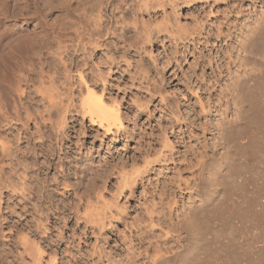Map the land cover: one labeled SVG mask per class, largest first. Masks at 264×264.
<instances>
[{
	"label": "rangeland",
	"instance_id": "obj_1",
	"mask_svg": "<svg viewBox=\"0 0 264 264\" xmlns=\"http://www.w3.org/2000/svg\"><path fill=\"white\" fill-rule=\"evenodd\" d=\"M77 1L5 0L25 15L0 20V49L37 40V74L66 93V64L75 80L82 69L119 103L122 126L105 133L73 106L59 137L42 123L39 78L23 85L39 116L0 115L16 159L0 182V264H154L172 252L162 264H264V0Z\"/></svg>",
	"mask_w": 264,
	"mask_h": 264
},
{
	"label": "bare ground",
	"instance_id": "obj_2",
	"mask_svg": "<svg viewBox=\"0 0 264 264\" xmlns=\"http://www.w3.org/2000/svg\"><path fill=\"white\" fill-rule=\"evenodd\" d=\"M0 1H2V3H3V5H2V3H0V5H1V7H0V20H3V19L11 20V19L17 18L20 15H25V11H24V8L25 7L23 9L21 8V9L18 10L16 8V5L14 7H10V6H7L8 4L6 5L4 3L5 0L4 1L3 0H0ZM69 1H71V0H69ZM98 1L99 0H97L95 2L98 3L99 6H100L101 4ZM83 3H84L83 0H78L77 1V4L79 6H81V5L83 6ZM94 7H96V5ZM70 8L68 10H70ZM100 18L101 17H99V19L98 18L97 19H94V23H95L96 27L100 23V20H101ZM99 26H101V25H99ZM86 33H85L84 30L77 29V42L78 43L76 45L79 46V44L85 40L84 38H85V34ZM99 33H100V31H99ZM93 34L95 35V31L92 34L89 33L88 34V37L89 36L92 37ZM90 37H89V39H91ZM95 37H93V38L95 39V42H97L98 38H95ZM41 40H40V42H41ZM36 41H34L31 37L27 36V37L23 38L22 40H18L15 45H12V46H9V47L1 48L0 49V115H2L3 117H5L6 119H7V117L10 118V120H8L9 123L12 120L14 121V119L18 120L19 122L21 121V123L23 122L24 125H27L28 124V121L29 120H32V119H33V121H36L37 122V117L39 116V113L38 114H34L35 116L33 117V115H32L33 113L30 112L29 109H28V107L25 106V102H26L27 99L32 98L31 95H33V94H31L32 91L30 92V89L29 90L26 89L27 86H28V83L29 82H32V81L34 82L35 80H37V78H39V80L36 81V83H37L36 85H34L35 83L34 84L31 83V84H33L32 85L33 86L32 88L35 87V90H36L35 92H37L38 94H40L39 95L40 96V101L43 102V104H44L43 107H45L44 108V112H46V113L40 114L41 117H42L41 119H43V122L42 123L48 124L52 128L56 129L57 134H58L59 137H60V135H63L65 133V127H66V124H67V119L69 118L68 117V113L73 109L72 108L73 106H74V110L78 114H80L83 118L88 119L91 124L99 126L101 129L104 130L105 133H112L113 130L118 131L119 128L122 126V119H121V115H120V108H119V105H118L119 103H117L115 99H113V100L112 99L111 100H108L107 99L106 100V98L104 96V91H105L104 88H102L104 90H102L101 88L98 90V86L95 83H93V85L88 84V82H86L85 79H84V74H83L84 71H82V69L79 70L78 68H76L77 69L76 77L79 80L78 79L75 80L74 79L75 77L72 74V70L69 69V67H67L69 64L68 65L66 64V68L65 69H66L67 76L65 75V78L67 77V80L68 81L66 79L65 80L68 82V85H69V86L66 85V82L63 81L65 83V85L69 87V88H67L68 90H66V93H64L59 88V84H58V86L56 85L57 84L56 82H58V81L55 80L56 77H54L52 75H49L47 73H46L47 75H44L43 73L37 74V73H39L41 71L36 72L37 71V67L35 69V66H33V64L35 63L34 60L36 59V58H34V55L37 53V56H38V52H39L37 50V48L39 47V45L37 44ZM44 41H47V40L44 39ZM93 42H94V40H93ZM46 44H47V42H46ZM76 45H74V47ZM1 46L2 45H1V42H0V47ZM65 46H67V45H65ZM36 51H38V52H36ZM65 60L66 59H64V61ZM61 62L62 61H60V63ZM73 63H74V60L70 59V64L72 65ZM26 65L29 66V67H27ZM78 65L81 66L80 64H78ZM64 67H65V65H64ZM48 73H50V72H48ZM64 74H65V72L62 75L64 76ZM99 77H101V76H99ZM60 80H61V78H60ZM62 80H63V78H62ZM46 81L48 82V84L45 83ZM72 81H74V83ZM26 83H27V85H26ZM58 83H61V82H58ZM24 84L26 85V88L23 86ZM83 85H85V86H83ZM76 87L78 88V92H79L78 95L79 94L81 95V97H78V98H81L80 99V104H77L79 106L75 105V103L74 104L72 103V101L74 100V97H75L74 95L76 94L75 93V88ZM84 87H85V89H84ZM77 88H76V90H77ZM12 94L14 96L13 97L14 102L11 105V103H10L11 102L10 101V98L11 97H9V96L10 95L12 96ZM65 94H66V97H64ZM65 101H67V102H65ZM24 106L27 108L26 110H25ZM23 109L26 111L25 118L22 115L23 114L22 113V110ZM55 110H56L57 113H59V114H57V116H55V114H54ZM23 118H24V120H23ZM4 122L7 123L6 121H4ZM26 128H28V127H26ZM39 128L40 127L37 126L36 131H33L32 134L36 133L37 131L39 133L41 131V130H39ZM23 132L20 133V134H25L24 136L26 138H28L27 135L29 134V132L28 131L25 132V133H23ZM41 137H43V134L41 135ZM57 140H58V137H57ZM22 155H23V153H22ZM14 159L15 158H14V153H13L12 146L8 142H5V140H3V139L0 138V182L2 180V176H5L4 174H6L5 173V160H8L9 161V164L10 163L13 164ZM13 166H14V164H13ZM35 166H37V165H35ZM13 168H15V167H13ZM26 176H27V173H26V171H24L23 172V176L21 178L22 179V182L20 184L21 185V187H20L21 188L20 189L21 191L20 192L22 193V196H25L24 194H25L26 190L27 191L30 190L29 187L32 188V186L30 185L31 183L28 182ZM70 187H72V186H70ZM12 190H13V188H12ZM33 192H35V191H33ZM100 199H101V197H100ZM86 201H88V200H86ZM98 207H100V206H98ZM79 210H80V208H79ZM77 214H78V212H77ZM191 214H193V212ZM90 215H91V213H90ZM92 215H93V213H92ZM97 216L98 215L96 214L95 217L97 218ZM193 216H194V214H193ZM93 217H94V215H93ZM99 217L97 218L98 221L101 219ZM101 222H102V220H101ZM103 223L105 224V222H102L101 225H103ZM37 248H39V247H37ZM178 255H179L178 252H172L171 255H165L164 253L158 254L154 258V264H162L163 262H167L171 258H175ZM51 262H52V259H51Z\"/></svg>",
	"mask_w": 264,
	"mask_h": 264
}]
</instances>
